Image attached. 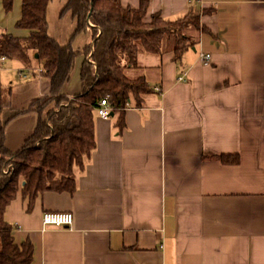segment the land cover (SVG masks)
<instances>
[{"label":"crops","instance_id":"crops-1","mask_svg":"<svg viewBox=\"0 0 264 264\" xmlns=\"http://www.w3.org/2000/svg\"><path fill=\"white\" fill-rule=\"evenodd\" d=\"M141 1L122 4L138 9ZM147 1L146 23L156 13L174 21L191 8L212 11L201 17L210 34L180 61L170 46L140 57V66L142 58L154 65L152 78L144 77L155 92L143 108L127 109L121 134L118 114L96 116V149L76 173L73 194L45 192L29 210L19 191L5 213L14 241L32 244V264H264V0ZM22 5L16 0L6 13L0 0V35H30L16 28ZM201 53L211 55L210 65ZM27 69L0 56L3 84L24 97L3 114L12 152L38 119L18 110L50 93V82ZM75 94L66 88L67 97ZM222 154L241 161L228 166L213 157ZM46 212L72 213L74 225L44 227Z\"/></svg>","mask_w":264,"mask_h":264},{"label":"trees","instance_id":"trees-1","mask_svg":"<svg viewBox=\"0 0 264 264\" xmlns=\"http://www.w3.org/2000/svg\"><path fill=\"white\" fill-rule=\"evenodd\" d=\"M15 1L1 0L6 13L12 12ZM52 1L23 0L16 28L29 31L28 37L0 35V56L32 67L30 52L35 51L43 64V76L50 82L49 95L18 110V114L34 112L38 119L33 135L20 150L12 152L6 147L3 114L20 107L13 101L12 88L3 84L0 71V264L33 262L32 244L18 246L13 237L15 226L5 218L7 207L19 191L29 198V210L45 192L73 194L77 189L76 173L85 169L96 149L95 118L100 102L106 100L118 114L121 134L127 109L143 108L146 97L155 92L144 76L129 75L128 69L140 67L141 51L161 55L169 44L174 59L180 61L186 51L196 47L202 33L210 34L207 27L201 26V17L212 13L205 9L191 8L174 21L156 13L146 23L147 0H142L138 9L124 7L123 0H66L62 14H71L77 34L92 36L82 50H75L49 34L48 9ZM79 57H83L81 91L71 100L66 88ZM213 157L228 166L241 161L238 154Z\"/></svg>","mask_w":264,"mask_h":264},{"label":"rangeland","instance_id":"rangeland-1","mask_svg":"<svg viewBox=\"0 0 264 264\" xmlns=\"http://www.w3.org/2000/svg\"><path fill=\"white\" fill-rule=\"evenodd\" d=\"M52 2L51 3L55 4V5H52V7H50V12H48V14H49V16H48L49 32H51L58 39V42L60 44H62V45L71 44V46L75 50H82L87 44H89L92 41L91 34L90 33H86V34L85 33H78V34L76 33V22L72 18L71 14L70 13L69 14H62V11L64 9V5H65V0H53ZM13 10H14V8H13ZM48 11H49V9H48ZM167 46H169V44ZM144 53H147V52L141 51V53L139 55V60H140V57H142ZM142 59H141L142 60L141 66L139 68H136L134 70L133 74H134V76H146L147 79H151L152 74L155 72L154 71V65L152 63H150V66L146 68L145 65H147V64L145 63L144 58H142ZM82 60H83V57L78 58L75 69L72 73V78H71L70 84L67 86V87H69L70 93H72V94H75V93L77 94L81 90V82L79 79L80 68L78 67L77 64ZM31 64L32 65H30V66L35 67V66H38V64H40V63H39L38 59L34 60V58H33L31 60ZM9 66H11V64ZM1 67H3V66H1ZM34 73L37 74V76H39L40 78L44 77L42 71L38 72L35 69ZM2 74L7 76L8 79L10 78L9 80H11V81L20 80L19 76H18L19 74L17 75L13 71H6L4 67L2 69ZM44 78L47 79L46 77H44ZM4 80L6 81L7 79H3V81ZM45 96H41L39 98L43 99V98H45ZM23 98L24 97L18 98L16 95V92L13 93V101H15L17 105H19L23 101ZM69 98L71 100H75V96L69 97ZM112 112H111V114H112ZM22 113H24V112H22ZM113 114H114V112H113ZM96 116H97V113H96ZM111 117H112V115H110V118Z\"/></svg>","mask_w":264,"mask_h":264},{"label":"built area","instance_id":"built-area-1","mask_svg":"<svg viewBox=\"0 0 264 264\" xmlns=\"http://www.w3.org/2000/svg\"><path fill=\"white\" fill-rule=\"evenodd\" d=\"M200 60L205 65H210L211 63V55L209 54H203L201 53L199 56ZM1 61L5 62L7 61V58L4 56H1ZM43 72V64H38V66L35 67H29L27 69L28 72L33 71ZM24 78H27L28 75L22 74L21 75ZM181 80L186 79V76H182L180 78ZM113 110L111 109L109 103L106 100H103L100 102L99 108H97V116L102 119H110L111 112ZM8 171H6L7 173ZM43 225L44 227L48 226H54L58 228H71L74 225V215L69 212H46L43 216Z\"/></svg>","mask_w":264,"mask_h":264},{"label":"water","instance_id":"water-1","mask_svg":"<svg viewBox=\"0 0 264 264\" xmlns=\"http://www.w3.org/2000/svg\"><path fill=\"white\" fill-rule=\"evenodd\" d=\"M38 58V55H36L35 57H34V59H37ZM111 115H113V112H112V114Z\"/></svg>","mask_w":264,"mask_h":264}]
</instances>
